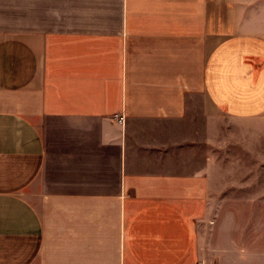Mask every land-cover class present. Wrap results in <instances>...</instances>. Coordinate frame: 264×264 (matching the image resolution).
<instances>
[{"label": "crops", "instance_id": "1", "mask_svg": "<svg viewBox=\"0 0 264 264\" xmlns=\"http://www.w3.org/2000/svg\"><path fill=\"white\" fill-rule=\"evenodd\" d=\"M0 264H264V0H0Z\"/></svg>", "mask_w": 264, "mask_h": 264}, {"label": "built area", "instance_id": "2", "mask_svg": "<svg viewBox=\"0 0 264 264\" xmlns=\"http://www.w3.org/2000/svg\"><path fill=\"white\" fill-rule=\"evenodd\" d=\"M122 122H123V119L120 118V119H119V123H122Z\"/></svg>", "mask_w": 264, "mask_h": 264}]
</instances>
